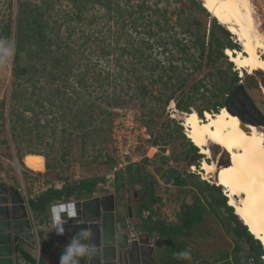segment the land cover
<instances>
[{"label": "rangeland", "instance_id": "374dc122", "mask_svg": "<svg viewBox=\"0 0 264 264\" xmlns=\"http://www.w3.org/2000/svg\"><path fill=\"white\" fill-rule=\"evenodd\" d=\"M30 1L39 2V0ZM166 5L170 19L169 24L173 25V30L167 34L161 33L159 36L164 38L167 36L178 37L181 40H185L186 46L190 47L191 43H193V37H190L184 30L188 27L187 25H189L190 29L195 32L196 27L191 23V20H196L200 24L198 27L200 32H205V43L207 42L210 21L212 20V17L208 13L198 11L188 0H168ZM67 9L68 7L64 2H57L54 5L53 11L46 17L49 22L48 34L51 38H53L52 36H54L53 34L55 33V29H53L52 32L49 31V29L52 28L51 23L56 22V25L61 24L63 21L61 16ZM16 11L17 0H0V27L6 21H10L13 31L16 23ZM88 15L89 20L92 19L90 16L91 13ZM97 18L99 23L95 22V24H97L96 27H102L103 22L101 19L99 20V17ZM215 23H217L216 20ZM55 27L57 26H54V28ZM262 29L263 26L258 27L261 33L263 32ZM114 31V34L110 33L106 35L104 41H99L97 37V41H86L79 37V33L69 40V44L71 45V58L68 59L66 64H58L57 69L54 70H60L57 74L59 72L62 74V72L68 70L65 66L71 65L72 76L76 79L83 78L82 85H75L74 80L70 78L66 80L63 75L60 76L59 79H56L55 76V80H49L48 73L53 71L48 70L51 69V61L47 59L38 61L39 58L37 56L28 59L23 55L21 63L27 64L31 71L19 78L18 81H15L11 71L12 59L14 56L12 34L9 43L12 46L10 64L7 67H0L1 184L7 185L8 187L14 185L20 189L22 186L21 174L26 171L32 174L34 173V171L27 169L22 162V157L27 153L43 154L46 157L44 158L42 156L44 165L47 163L50 166V170H47L44 166L45 171L43 177L48 179L51 187H55L57 184L62 185L66 181H77L79 179L92 177L104 178L109 165L107 164V160L113 158V146L110 139L113 123L125 117L126 114H128V121L133 119V124H136L135 139L137 145L133 154H137V161L134 164H140L144 157L148 158L149 163L146 164V171L155 179L159 177L154 173V169L161 165L164 171L169 167L180 173L189 172L198 175V178L203 180L198 171L200 164L205 160L204 156L199 160V167L196 168L194 161L185 159V152L188 146L186 142L182 141L175 133L176 125H180L182 132L186 134V129L182 121L186 113L178 111L174 105V101H170L167 107H165V110H163L164 96L158 100H152L151 102L145 98L143 102L145 103L146 109L142 110L140 108L141 100H128L127 96L121 98V100L124 101L128 100L127 103L118 108H107L103 102L104 100H99L101 96H106V93L114 90L115 86H117L116 92H121L122 84L125 87L130 84L131 89L129 90L128 96H132L136 92L134 88V77L136 75L129 71L122 72L115 67V53L107 58L109 60L107 65L105 60H103L105 63H97V47L101 42L111 41L112 37L117 38L120 33L116 32L115 27L112 28V32ZM59 32L60 38L64 39L67 32L65 25H60ZM107 36L111 37L109 38ZM231 40L240 48V45L236 42L232 34ZM117 44H124V42L118 41ZM51 49H53V51L55 50L53 47ZM240 50L242 54V49L240 48ZM224 52H226V49ZM188 54L196 55V51L190 47ZM234 54H236V50H234ZM154 55L155 52H153L152 58L162 59L161 55ZM224 56H226L227 59H219L205 68L192 70L189 69V64H186L184 68L169 73L171 79L169 80L170 87L165 89L162 86L161 90L166 94L172 90H176L173 97L176 100H180L182 103L193 102L190 112H194L200 122L206 121V112H202V117H199L195 112L196 108L201 109L206 104V101L199 96L203 89L201 88L198 94L192 95L189 88L193 83L201 80L207 90V95H211L214 91V83L221 74L219 72L225 73L227 62H230L226 53ZM262 58L264 59V54ZM133 61L135 62V60ZM32 65L34 67H32ZM232 67L233 70H235L233 64ZM106 70L109 71L107 78H105ZM235 72L244 90L259 112L264 116V95L262 93V88H264L263 73L260 74L258 72L253 75H247L245 73L244 76L240 78L238 71L235 70ZM135 74H138V72ZM114 75L117 77L116 83L112 81ZM103 77L105 79H103ZM124 79H126L128 83L124 84ZM162 80L165 81L166 79L163 77ZM100 85L104 87L100 88ZM179 85L182 86L177 90ZM158 87L159 86H157V88ZM56 89H59L60 93L56 97L54 96L47 99L48 96L55 95ZM156 91V89H152L155 98L159 94L158 92L156 93ZM14 92L17 94V100L12 98ZM215 100L223 102L222 97L216 99L213 97L210 98V102H214ZM2 102L4 107L1 106ZM40 102L42 105H39ZM100 102H103V104H100ZM27 106L32 109V112L24 111V108ZM151 108H155V110L151 111ZM99 109L107 110L109 115L104 114L101 116L98 112ZM22 110L23 117L31 120L39 119V127L37 129L34 128V120L22 124V127L18 129L19 131L17 130V139L10 133L11 119L12 116L22 112ZM80 120L83 121L82 123H84L85 129L82 131L80 129L73 131L71 128L77 125ZM146 122H149V130L144 127ZM262 129L264 132V128ZM185 137L187 138V136ZM154 138L157 139L156 144L161 146L160 149L151 146ZM16 150H19L20 160L17 159ZM211 151L213 156L221 152L218 147H212ZM197 153L201 155L198 148ZM162 157L167 160L165 164H162ZM228 159L227 154L222 153L218 161L221 165H227ZM192 167H194V170ZM18 179L19 181H17ZM204 181L208 182L207 180ZM18 182H21V184ZM210 182L208 183L214 184V180H210ZM112 186L114 187V183ZM137 187H135L136 190H138ZM104 192L105 191L99 189L97 193L103 194ZM156 193L161 195L165 200L162 207L158 209L156 216L169 223L173 222L175 218L174 215L178 212L181 203L187 205L192 204V198L194 194H196V191L190 190L189 192H183L181 189L172 185L166 187L158 185L156 186ZM128 195L131 198V192H128ZM222 195L225 196L223 188ZM119 199V197L116 198L118 205L119 201H123V199ZM227 203L226 198V205L229 206ZM203 205L206 208V213L204 214L203 222L195 227L197 229L194 231V234L197 235L199 232L198 230H205L210 234V238L205 240L208 244L205 243L202 248L197 247V249L191 253L193 254L197 251L202 261L206 262V260H208L212 263L215 259L220 258V254L226 251L231 252L234 242L232 237L227 235L220 221L225 219L226 215L224 211L216 208V214L218 215L216 216L215 213L213 214L207 207V203L203 202ZM125 211L127 212V209L122 208L120 211L119 209L117 210V214L120 215L122 213V216L119 217L120 219L124 218ZM132 211L134 212L133 207ZM241 248L242 251L239 253V256L244 258L247 255L249 246L242 241ZM262 250L264 251V249ZM261 260L263 261L262 258ZM246 264L255 263L248 260Z\"/></svg>", "mask_w": 264, "mask_h": 264}, {"label": "trees", "instance_id": "16d2710c", "mask_svg": "<svg viewBox=\"0 0 264 264\" xmlns=\"http://www.w3.org/2000/svg\"><path fill=\"white\" fill-rule=\"evenodd\" d=\"M168 0H39V2H31L30 0H17L16 11V23L12 31L10 21H6L0 27V37L4 38L10 43L11 36L13 34V49L14 56L12 59V75L15 81L28 74L29 66L22 64V55L28 59L37 56L39 60L47 59L50 62V68L48 69V79H59L60 76H64L67 80L70 78L74 80L75 85H82L83 78L76 79L72 76L71 65H66L68 68L65 72H59L57 69L58 64H66L68 59L71 58V45L69 40L75 35H78L86 41L94 40L104 41L106 35L112 32V28H116V32L120 33L117 38H113L111 41L101 42L97 47L98 64H108V57L116 54L115 67L122 72L129 71L136 75L134 77V88L136 92L134 95L128 96L131 89L130 84L124 86L122 84L121 92L117 93L115 86L114 90L106 93V96H101L99 100H104L107 108H118L127 103L128 100L138 99L141 100L140 108L146 109L143 100L147 98L150 102L153 100L163 99L162 109L169 104L170 101H174L176 109L180 112L190 114L193 102L182 103L180 100H176L173 95L176 90H172L168 94L161 90L163 86L168 89L170 76L169 73H173L185 67L189 64V69L197 70L210 66L212 63L219 59H227L224 50L241 51L239 46L231 40V34L224 29L218 23H215V19L210 21V27L207 35V42L205 43V32H200L199 22L191 20V23L196 27L195 32L190 29L189 25L185 28V32L190 35L193 43L191 48L196 51V55L188 54L189 46H186V41L181 40L178 37L167 36L166 38L159 36L161 33H169L173 30V25L169 24L168 10L166 3ZM190 4L198 9L200 12L208 13L202 6L200 0H188ZM59 2H64L68 9L63 12L61 18L62 23H51L52 28L49 29L52 32L55 29V33L51 38L48 34L49 22L46 19L49 13L53 11L54 5ZM89 13H91L92 19L89 20ZM97 17L103 22V26L97 28ZM60 25H65L66 36L61 39L59 36ZM54 26H57L54 28ZM127 34V35H125ZM170 35V34H169ZM98 39H97V38ZM105 37V38H104ZM111 37V36H107ZM124 37V38H122ZM122 39V40H121ZM118 41L124 42V44H117ZM55 48L53 49L51 48ZM153 52L156 56L161 55L162 59L152 58ZM118 53V54H117ZM224 53V54H223ZM177 56V57H175ZM42 57V58H41ZM104 58V59H103ZM46 60V61H47ZM105 60V62H103ZM135 60V62L133 61ZM32 67H34L32 65ZM138 72V74H135ZM101 73V72H100ZM221 73L219 78L214 83V91L211 95H207V90L204 87L203 81L199 80L193 83L189 90L192 95L199 93L202 88L203 91L199 94L206 104L203 108H196V113L199 117H202V112L215 114L224 107L225 100L232 88L239 82L237 73L233 70L231 62H227L226 72ZM57 74V75H56ZM262 74V73H260ZM109 75V71L106 70V77ZM264 76V74H262ZM166 79L165 81L162 78ZM103 77V79H105ZM127 79V78H126ZM124 79V84L128 83ZM116 75L112 78L113 83H116ZM157 86H159L157 88ZM182 85L177 87L181 88ZM104 87L103 85L99 86ZM152 89H156L158 96L152 92ZM59 89H56L55 95L48 96L56 97L59 94ZM17 94L14 92L12 98L17 100ZM127 96L128 100H121L122 97ZM223 98V102L215 100L210 102V98ZM100 102V104H103ZM38 104V103H36ZM39 105H42L40 102ZM1 106L4 107L3 102ZM155 110V108L150 109ZM24 111L32 112V109L27 106ZM99 114L109 115L107 110H98ZM23 110L20 113L12 116L10 133L18 139L17 132L22 127V124L35 121L34 128L39 127V119H28L22 116ZM80 120L77 125L72 127L74 130H84L85 125ZM144 127L149 130V122L144 124ZM180 125H176L175 133L184 142H186L188 149L185 152V159L194 161L195 167H199V160L203 156L197 153V148L185 137ZM18 130V131H17ZM157 143V139L154 138L151 146L161 148ZM17 159L19 158V150H16ZM34 154V153H27ZM37 155L43 156V154ZM64 157V155H63ZM23 159V157H22ZM162 164L166 163V158H161ZM113 158L107 160L109 169L113 164ZM149 163V159L144 157L139 165L128 166L123 172L118 173L114 180V191L116 195L120 196L125 201L126 192L134 189L135 185L139 186L137 192H145L146 197L143 201L139 202L137 207V213L141 215L142 211H148L149 216L146 219L148 231L150 233H156L160 239L164 237L171 238L174 242H178L185 236H189L193 229L201 224L206 213V208L203 202L207 203V207L216 216V208L222 209L225 213V219L220 220L224 226L228 236L233 239V250L231 254L232 262L227 260V256H222L221 261L223 264H246L248 260H251L255 264H264L261 260L264 255V251L261 248L259 242L248 233L246 227L238 220L237 216L233 214V209L226 205V197L222 195V186L210 184L204 180H200L198 175L185 172L180 173L173 168L167 167L164 171L162 166H158L154 169V173L158 175L159 180L164 184H170L174 187L181 189L183 192H189L190 190L196 191L192 198V204L187 205L181 203L178 212L175 214V220L172 223H167L160 219L157 215L158 209L162 207L161 198L156 194V186H158L157 180L146 171V164ZM45 168L50 170V166L46 163ZM104 182L103 177H92L86 179H79L77 181H66L62 184L61 189L57 190L50 187L39 194L34 201L30 202V207L36 215H44L51 204L56 201L68 200L74 198L76 200L89 199L93 193L99 190L98 185ZM16 187V186H15ZM125 203V202H124ZM156 217V218H155ZM146 228V229H147ZM244 241L248 244L249 250L244 258L239 256L242 251L241 242ZM64 243V242H63ZM44 255L41 256L37 264L44 263ZM30 263L36 264L33 258H29ZM227 260V261H226Z\"/></svg>", "mask_w": 264, "mask_h": 264}, {"label": "bare ground", "instance_id": "6f19581e", "mask_svg": "<svg viewBox=\"0 0 264 264\" xmlns=\"http://www.w3.org/2000/svg\"><path fill=\"white\" fill-rule=\"evenodd\" d=\"M203 8L216 22L232 34L242 49L226 50L229 61L240 78L254 73L264 74V33L254 22L249 0H200ZM264 95V88H262ZM200 122L194 112L182 121L185 135L198 148L205 160L198 173L203 180H214L222 186L227 204L246 227L248 233L264 249V132L262 127L242 123L224 107ZM220 153L212 155L211 148ZM227 154L228 164L221 165V155ZM25 167L34 172L44 171V159L37 154H25ZM194 170V167H192ZM211 183V182H210Z\"/></svg>", "mask_w": 264, "mask_h": 264}, {"label": "water", "instance_id": "95a60500", "mask_svg": "<svg viewBox=\"0 0 264 264\" xmlns=\"http://www.w3.org/2000/svg\"><path fill=\"white\" fill-rule=\"evenodd\" d=\"M224 108L242 123L264 128V116L241 82L227 95ZM125 205L128 218H131L128 191ZM73 207L75 216L72 211L60 214L61 218H69L58 231L62 230L63 237L70 241L81 229L91 230L88 243L94 246L95 252L80 258V264H156L148 235H141L139 241L128 242L122 224L116 222L119 205L114 194L76 201ZM56 226H59L58 221ZM34 244L24 198L16 189L0 183V264H18L17 258L24 249L33 248Z\"/></svg>", "mask_w": 264, "mask_h": 264}, {"label": "crops", "instance_id": "0c3cea01", "mask_svg": "<svg viewBox=\"0 0 264 264\" xmlns=\"http://www.w3.org/2000/svg\"><path fill=\"white\" fill-rule=\"evenodd\" d=\"M134 165H139V164L137 163ZM44 171H45V168H44ZM44 171L34 172L33 174L29 171H26L25 173H22L20 177L22 180L23 187L21 186L19 189L15 187L14 185L12 186L14 189L19 191V193L21 194L23 198H24V195L27 197L28 206H29V210H27V215L28 213L32 215L36 223L37 234H38L37 241L34 239L35 244L33 248H25L24 251L21 253V255L17 258L18 264H32L30 263L29 258H33L37 264L41 256V253H43L44 255L43 260L45 264H58L59 256L63 252L65 246L69 242V240H67L65 237L56 236L54 234V231L51 225L50 207H49V210L44 215H36L30 207L31 201H34V199L39 194H41L43 191L51 187L50 183L48 182V179L43 177ZM156 180L159 186L163 185L166 187L170 185V184H164L162 181L159 180V178H156ZM17 181H19V179ZM18 183L21 184V182H18ZM38 186H40L41 188ZM137 186L138 185H135L134 189L130 190L132 194L130 198L132 217L128 218V212L125 211V216L123 218L124 220L122 218L120 219L119 217L122 216L121 215L122 213L120 212L121 213L120 215L116 214V218H117L116 222L122 224V228L124 231V227H125L124 223L126 222V220L129 219L131 223L135 226V228L142 233V235L149 236L150 240H152L154 243L153 258L156 264H223V261H221L222 256H227L228 257L227 260L229 262H232L231 260L232 251L231 252L226 251L225 253L220 254V258L215 259V261H213L212 263H210L208 260H206V262L202 261L201 260L202 258L200 257L197 251H195L193 254L191 253L192 254L191 260H184V259L178 258L175 254L179 251L190 249L191 252H193L194 250L197 249V247L202 248L205 245V243L208 244V242H205V240H208V238H210V234L205 230H198L199 232L196 235L194 234V231L197 228H194L189 236H185L182 239H180L178 242H174L171 238L164 237L160 239L156 233H150L148 231L147 224H146V219L148 216L143 217L142 215V213L146 211H142L141 215L137 213V207L139 205V202L143 201L146 197V194L144 191H142L141 193L137 192L139 190V186L138 187ZM135 187H137L138 190H136ZM107 194H114L116 198L119 197L120 199H122L120 196L116 195L115 191L114 193H110V192H104L103 194L97 193L98 196H103ZM156 195L161 198V204H163L165 200L161 197V195L159 194H156ZM92 197H93V194L90 198ZM125 199H126V195H125ZM70 201L76 202V201H81V200L70 198L68 200L56 201L53 204H56V203L65 204ZM124 202L125 201H119V211L122 208L126 209V205ZM53 204H51L50 206H52ZM132 207L134 208V212L132 211ZM28 219H29V216H28ZM169 223H172V222H169Z\"/></svg>", "mask_w": 264, "mask_h": 264}, {"label": "built area", "instance_id": "2783aa9c", "mask_svg": "<svg viewBox=\"0 0 264 264\" xmlns=\"http://www.w3.org/2000/svg\"><path fill=\"white\" fill-rule=\"evenodd\" d=\"M252 7V13L254 16V21L257 27L263 26V33H264V0H249ZM136 124H133V119L128 121V114L125 117L121 118L119 121L114 122L110 139L111 144L113 146V164L107 170L106 174L104 175V182L99 184V189L114 193V187L112 184L114 183L115 176L120 172L124 171L125 168L131 164H134L137 159V154H133V151L137 145L135 139V130ZM62 185L55 186L54 188L57 190L61 189ZM98 196L97 193H93V197ZM24 205L27 210H29L27 197L24 195ZM74 201H70L68 203H56L50 206V214H51V225L56 236H63L58 235L57 232L58 228L61 229V226L67 222L68 218H61L60 214L64 211L73 212V216H75V209L73 207ZM71 206L72 208H69ZM29 212V211H28ZM143 217L149 216V212H143ZM30 223L32 225V233L34 239L37 241V228L36 223L30 213H28ZM56 221L59 222V226H56ZM124 232L128 239V242L139 241L142 233L135 228V226L131 223L128 219L124 223ZM62 231V230H61ZM149 245L154 246L152 240L149 239Z\"/></svg>", "mask_w": 264, "mask_h": 264}, {"label": "clouds", "instance_id": "9594fccd", "mask_svg": "<svg viewBox=\"0 0 264 264\" xmlns=\"http://www.w3.org/2000/svg\"><path fill=\"white\" fill-rule=\"evenodd\" d=\"M11 56L12 46L0 37V67H7L10 64ZM57 234L62 235L63 232L59 231ZM91 235L90 229L83 228L73 236L60 254L58 264H79L80 258L91 256L95 252L94 246L88 243ZM175 255L184 260L192 258L190 249L179 251Z\"/></svg>", "mask_w": 264, "mask_h": 264}]
</instances>
